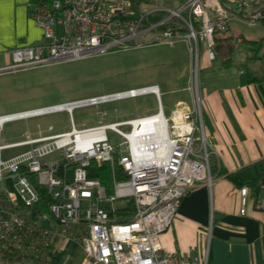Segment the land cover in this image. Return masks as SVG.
I'll use <instances>...</instances> for the list:
<instances>
[{"label": "built area", "instance_id": "built-area-1", "mask_svg": "<svg viewBox=\"0 0 264 264\" xmlns=\"http://www.w3.org/2000/svg\"><path fill=\"white\" fill-rule=\"evenodd\" d=\"M157 1L47 0L34 5L31 15L42 26L43 41L14 48L0 73L128 49L141 38L168 44L182 39L192 52L195 45L198 67L200 43H205L208 58L215 60L213 33L225 31L234 16L249 25L264 19V0H225L244 10V15L231 14L222 0H171L174 7ZM157 15L160 17L154 19ZM236 40L244 41L241 36ZM197 72L196 68L189 84L194 107H175L169 116L153 85L1 117L0 124L30 115L71 113L76 107L149 92L158 103V111L151 115L86 128L73 125L70 131L59 133L49 126V134L17 143L30 148L9 160L0 159V183L8 180L12 185V190L0 189V212L7 214L0 217V251L41 259L60 238L80 245L85 253L83 264H208L207 255L199 261L165 251L160 239L171 226L182 197L196 184H211L214 178L211 156L215 150L204 123ZM109 129L123 138L127 155H120L109 142ZM53 153L63 159L46 160ZM92 160L111 165L116 161L124 169L127 178L114 180L112 194L99 179L89 177ZM23 168L35 173L38 183L47 188L51 198L48 213L34 216L41 196ZM262 187L264 190V182ZM239 191L240 213L246 215L250 189L243 186ZM130 201L134 214L121 221L116 203L124 206ZM255 205L264 211V194ZM44 216L50 217L52 228L42 225Z\"/></svg>", "mask_w": 264, "mask_h": 264}, {"label": "crops", "instance_id": "crops-1", "mask_svg": "<svg viewBox=\"0 0 264 264\" xmlns=\"http://www.w3.org/2000/svg\"><path fill=\"white\" fill-rule=\"evenodd\" d=\"M33 6L31 0H0V61L8 63L11 60V51L16 47L33 46L43 41L42 26L31 15ZM231 14L235 13L231 12ZM242 22L244 21L234 16L227 26L229 34L249 40L264 37L250 36L247 38L248 32L242 28L245 22ZM185 44L187 74L185 86L182 87L185 93L178 99L177 107L192 109L195 103L189 84L194 59L189 43ZM242 61L244 60H234L231 65L221 66L218 57L211 61L204 51L199 55L197 63L199 93L205 107L204 121L207 135L215 150L211 156L214 178L211 184H196L182 197L171 226L160 235L165 251L183 253L199 261L207 255L208 264H264V211L255 205L256 199L264 194L263 187L261 185L255 191L252 186H248L250 193L246 215L240 213L241 195L239 191L241 187L259 179L264 173V81L249 82L245 72L239 67ZM15 72L17 71H13ZM153 85L159 89L162 108L166 115L160 85L157 83ZM169 91L175 92L172 89ZM145 94H152L156 98L153 92L141 95ZM67 102H54L30 109L0 112V118ZM74 109L71 113L66 110L56 111L68 113L71 129L73 125L76 127L73 119ZM50 113L6 120L0 124V133H2L7 122L18 120L27 122V127L18 140L9 137V140L4 142V135L0 134V159L3 160L2 152L7 149H19V151L5 160L27 151L30 145L16 144L28 137L49 134V126H53V132L56 133L71 130L57 131L53 124L46 127L40 124L34 128L29 126L30 118ZM103 115L107 113L104 112ZM146 115L151 114L138 117ZM169 115L171 114L167 116ZM128 119L132 118L113 122ZM99 124L101 122L87 127ZM263 182L264 177L261 178L260 183ZM0 184L2 191L12 190V185L8 180ZM2 216H7V214L0 212V217ZM42 225L52 228L53 223L50 217L44 216ZM81 250L83 249L80 245L74 241L65 242L59 238L56 260L59 264H62L61 261L64 264H74L75 255ZM84 257L80 264H83Z\"/></svg>", "mask_w": 264, "mask_h": 264}, {"label": "rangeland", "instance_id": "rangeland-1", "mask_svg": "<svg viewBox=\"0 0 264 264\" xmlns=\"http://www.w3.org/2000/svg\"><path fill=\"white\" fill-rule=\"evenodd\" d=\"M157 2L166 7H174V2L171 0H158ZM242 28L248 32L247 38L264 36V21L262 20L252 25L244 23ZM228 31L227 29V34H229ZM60 32L61 29L58 28V33ZM185 43L188 42L182 39L173 44H168L164 41L151 42L148 38H141L128 49H113L105 53L89 54L78 59L54 61L28 68L24 72L0 73V112H13L54 102L90 98L157 83L161 88L165 113L166 115L171 114L172 110L177 107L178 99L185 93L182 89L185 86L187 74ZM204 48L205 43L201 42L200 53ZM193 49L192 72L195 74L197 68L195 45H193ZM247 55L245 44L237 42L233 53L234 60H244ZM6 64L2 60L0 61V67ZM170 89L175 90V92L169 91ZM156 111L155 96L145 94L116 99L98 106L76 107L73 111V119L76 127L82 128L100 122L109 123L152 114ZM104 112L107 115H103ZM28 124L31 128L36 127L37 124L43 127L53 124L57 131L71 129L67 112H54L30 118ZM26 127L27 122L24 120L7 122L0 134L4 135V142H7L9 137L18 140ZM122 129L128 131L129 127H122ZM107 136L109 142L117 148L120 155L128 154L127 146L121 136L110 129L107 130ZM194 147L196 149L199 147L198 142L195 143ZM18 151L19 149L4 150L2 159L5 160ZM53 159L61 161L63 156L59 153H53L46 157L48 161ZM72 171V167H69V176L72 175ZM116 205L121 206V202L116 203ZM119 210H121L120 215L116 214L125 219L129 216V212L131 215L134 214L135 208L133 211ZM83 257L84 252L81 250L75 255L74 264H80ZM61 263L64 264L63 261ZM0 264L17 263L5 262L0 256Z\"/></svg>", "mask_w": 264, "mask_h": 264}, {"label": "trees", "instance_id": "trees-1", "mask_svg": "<svg viewBox=\"0 0 264 264\" xmlns=\"http://www.w3.org/2000/svg\"><path fill=\"white\" fill-rule=\"evenodd\" d=\"M34 5L44 3L47 0H31ZM140 1V0H138ZM222 3L227 7L232 13L244 15L245 12L237 5L229 3L222 0ZM160 15L154 17V19L159 18ZM264 21V19L262 20ZM227 29L225 31H215L213 33L214 39V50L216 57L220 60L221 66H228L233 63V53L236 49L237 36L233 34H227ZM243 43L247 49L248 55L245 57L244 61L239 64V67L245 72L247 80L249 82H263L264 81V37L258 40L244 39ZM205 123V121H204ZM206 127V123H205ZM117 155V154H116ZM22 172L28 179L36 186L40 193V201L36 205L37 210L33 211L34 216H40L42 214L48 213V206L51 202L50 195L47 188L38 183V179L35 173L28 171L26 168L22 169ZM88 175L91 178H97L105 185L107 193L112 194L113 181L115 179H126L127 175L124 169L116 161L114 165L111 163L104 162L100 163L96 160H92L90 166H88ZM264 177V173L260 175L259 179L253 180L247 183V186H252L255 191L263 184L260 183L261 178ZM3 204H7L6 200H1ZM119 209H126V211H133L134 204L130 201L127 205L119 206L116 213L120 215ZM131 213L125 219L120 218L121 221H128L131 218ZM59 245V238H56L48 250V255L45 258H33L21 256L16 253H8L0 251V256L5 262H14L17 264H59L56 260L57 248Z\"/></svg>", "mask_w": 264, "mask_h": 264}, {"label": "bare ground", "instance_id": "bare-ground-1", "mask_svg": "<svg viewBox=\"0 0 264 264\" xmlns=\"http://www.w3.org/2000/svg\"><path fill=\"white\" fill-rule=\"evenodd\" d=\"M0 120H1V118H0Z\"/></svg>", "mask_w": 264, "mask_h": 264}]
</instances>
